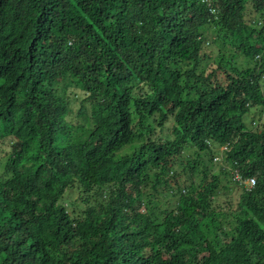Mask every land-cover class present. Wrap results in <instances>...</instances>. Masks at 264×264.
<instances>
[{"label": "trees", "instance_id": "16d2710c", "mask_svg": "<svg viewBox=\"0 0 264 264\" xmlns=\"http://www.w3.org/2000/svg\"><path fill=\"white\" fill-rule=\"evenodd\" d=\"M255 107L264 0H0V264H264Z\"/></svg>", "mask_w": 264, "mask_h": 264}, {"label": "rangeland", "instance_id": "374dc122", "mask_svg": "<svg viewBox=\"0 0 264 264\" xmlns=\"http://www.w3.org/2000/svg\"><path fill=\"white\" fill-rule=\"evenodd\" d=\"M209 42L210 43L207 45L209 47V49L207 51V58H210V59L213 58L214 59V57L218 53V46L213 45V43L210 40H209ZM73 107H74V110L77 111L78 108L80 107V102L79 101H73ZM158 119H159L160 123L163 122V124H164L163 128L165 129V132H167L168 128L172 125V121L169 120L168 116H164V115H160ZM246 120H247L248 124H252V125H253L254 121L257 123H261L264 121V113L261 112L260 108L255 107L248 113V115L246 116ZM249 127L253 128L252 126H249ZM126 152H130V150L125 149L124 153H126ZM222 165L224 166V164H221L218 161H214L212 166H211L212 171L213 172H215V171L219 172ZM236 188L237 187L234 185V183L230 182L229 179L227 178V180H225V182L223 183V186L221 188V196H222V194L232 196L236 201L237 196L234 194V191L236 192V190H237ZM225 192H227V193H225ZM76 198H77V195L72 194V197H70V200L74 202L76 200ZM221 199L223 200V198H221ZM166 201L167 200L163 198V201L161 202V206H163V204Z\"/></svg>", "mask_w": 264, "mask_h": 264}, {"label": "built area", "instance_id": "2783aa9c", "mask_svg": "<svg viewBox=\"0 0 264 264\" xmlns=\"http://www.w3.org/2000/svg\"><path fill=\"white\" fill-rule=\"evenodd\" d=\"M206 1H210V0H206ZM226 148V147H224ZM235 179L240 183V184H244L247 187H251L254 183H255V179L253 177L251 178H243L240 173H235Z\"/></svg>", "mask_w": 264, "mask_h": 264}]
</instances>
